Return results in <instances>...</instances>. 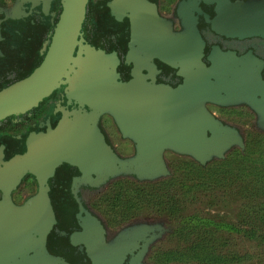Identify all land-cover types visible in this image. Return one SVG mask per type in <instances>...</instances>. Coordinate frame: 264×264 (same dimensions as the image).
Instances as JSON below:
<instances>
[{"label": "water", "instance_id": "water-1", "mask_svg": "<svg viewBox=\"0 0 264 264\" xmlns=\"http://www.w3.org/2000/svg\"><path fill=\"white\" fill-rule=\"evenodd\" d=\"M21 1L37 5L41 0ZM51 1L42 0V9L48 11ZM87 2L61 0L41 63L26 77L0 89V120L29 110L62 84H66L68 96L79 102L71 116L62 111L54 128L32 132L27 150L4 164L0 148V264H68L52 257L45 244L56 218L43 181L61 162L69 161L79 168L76 184L90 185L120 175L138 179L168 176L166 150L189 155L203 165L210 158H222L232 146L244 148L239 132L222 124L206 106L207 102L234 104L241 96L264 127V80L259 69L220 71L217 65L207 66L202 61L204 42L195 16L183 14L185 28L176 32L149 0H110L111 17L120 20L127 14L131 25L126 57L134 64V75L129 81H121L116 70L117 53H107L79 39ZM223 17L228 34L264 38V0L231 6ZM153 58L177 67L182 83L170 87L147 82L146 75L137 69L154 66ZM103 114L110 115L122 135L133 140L134 155L121 158L105 143L97 127ZM28 171L37 180L38 189L22 204H15L11 193ZM82 210L84 217L77 214L82 230L69 239L72 244L86 245L92 264H123L140 239L141 249L129 264H142L148 245L160 236L156 233L145 238L154 227L142 224L124 229L115 241L104 244L100 242L104 231L100 221Z\"/></svg>", "mask_w": 264, "mask_h": 264}, {"label": "flooded vegetation", "instance_id": "flooded-vegetation-1", "mask_svg": "<svg viewBox=\"0 0 264 264\" xmlns=\"http://www.w3.org/2000/svg\"><path fill=\"white\" fill-rule=\"evenodd\" d=\"M60 1L52 0L49 10L45 11L42 9V0L37 5H33L30 1L0 0V89L18 80L20 75L31 71L43 60L53 33L54 18L58 19L61 11ZM109 1L88 0L81 34L83 40L91 46L107 53L115 51L119 58L116 70L120 80L129 81L134 75V64L126 57L131 25L127 14L120 20L111 17ZM149 1L155 4L158 14L168 20L176 32H181L185 28L183 14H192L196 17L197 28L204 42L202 61L207 66L217 65L220 71L229 69L255 71L258 68L259 74L264 80V38L256 35L242 38L230 35L226 32L228 24L224 23L223 15L227 8L240 7L242 2L249 0ZM90 7H96L97 10L89 14ZM52 12L55 14L51 15ZM49 22L51 23L50 27ZM153 64L154 66H150L148 69L142 67L137 69L139 73L146 75L147 82L167 84L170 87H176L182 83L183 77L179 75L177 67H171L157 58H153ZM78 105V101L68 96L66 84H62L54 88L48 96L29 110L1 119L0 148L3 149L1 164L27 150V139L32 132H45L49 126L54 128L61 119L64 109L68 111V116H71L72 111L78 108ZM206 106L212 113V108L236 111L235 113L239 115L252 113L255 117V126L264 130V127L259 125L257 113L242 96L240 101L234 104L218 105L207 102ZM105 115L107 114L101 115L97 123L105 143L121 158L134 155L133 140L122 135L114 119L113 126L108 121L104 124ZM215 117L222 124L235 128L241 135L233 124ZM115 141L119 145L129 144L133 152L125 156L117 149ZM80 175L81 171L76 165L69 161H63L56 167L54 174L43 181V186L46 187L53 204L56 218V223L47 234L45 241L48 253L60 262L92 264L86 245L81 242L72 244L69 239L72 233L82 230V219L78 218L77 214L81 213V217H84L85 212L81 211L83 208L100 221L104 230L100 242L104 244L115 241L120 232L129 227L142 224L153 226L154 230L144 234V237L150 238L156 233H160V236L150 242L146 253L140 260L142 264H152L148 261L151 247L172 231V225L162 219L144 216L123 223L116 219L115 221L106 220L96 210L95 197L97 193L103 192L108 187L110 181L119 176L111 177L98 185L76 184L75 178ZM130 176L138 179L134 175ZM37 189L38 182L28 171L12 191V201L20 205L29 196L35 194ZM1 196L0 191V198ZM118 219L122 220V218ZM136 244L138 247L133 250L132 254H127L123 264H129L130 258L141 249L143 240H137Z\"/></svg>", "mask_w": 264, "mask_h": 264}, {"label": "rangeland", "instance_id": "rangeland-1", "mask_svg": "<svg viewBox=\"0 0 264 264\" xmlns=\"http://www.w3.org/2000/svg\"><path fill=\"white\" fill-rule=\"evenodd\" d=\"M212 111L218 118L238 128L243 138L244 148L232 146L224 153L222 158L213 157L210 160L211 163L206 174L211 172V168L216 169L215 161L224 158L228 159L229 163H232L228 168H218L220 169L219 186L223 183V177H234L236 183L233 184V189H236L238 195L228 196L229 191L223 192V188L219 186L216 187L217 189L215 188L216 195H213L210 191L207 193L202 191L186 193L191 185L201 177L197 176L196 170L189 168L190 163L195 160L189 155L166 150L164 158L170 171L168 176L144 180H138L130 175L116 177V179L110 181L103 192L96 194L94 203L96 210L106 220L115 221L116 219L123 223L132 219L142 218L143 216L153 217L154 219L165 220L174 229V222L166 215L172 210L171 197L178 196L181 200V204L178 207L181 216L197 213L207 220L224 226L221 228L220 233L217 234L218 240H216L217 243L214 248L216 252L239 251L255 254L257 245L247 235L253 230H256L259 235H264V225H261L264 222L259 221L254 216L255 214L259 217L264 215V210L259 209L264 201V195L256 193L255 189H258L260 185L258 184V186L253 181L254 175L252 174L261 170V163L264 160V130L255 126V117L252 113L248 115L241 114L243 115L241 116L235 113L236 111L231 110L222 111L218 108H212ZM106 121L113 126V118L110 115L108 116V114L103 118L104 124ZM115 144L117 149L125 156L133 152L129 144L125 146L123 144L119 145L116 141ZM239 151H245L248 161H244L236 155V152ZM261 156L263 157L262 160L258 159ZM245 165L253 168L248 177L243 175ZM245 171L250 172L251 168ZM172 175L174 177L171 183L165 185V178ZM247 186L253 188L250 193L244 190ZM194 197L196 199H193ZM161 201L164 202L162 207L160 205ZM247 204L251 205L253 212L256 210L255 214L248 212L249 217L243 209V206ZM118 218H122V220ZM253 223H259L260 225L257 228ZM169 234L163 236L151 247L148 256L150 263L184 264L182 261L167 258L170 250H186L183 245L187 244L186 240L181 239V236L170 237ZM226 237L230 239V245H224L220 241L221 239L224 241L223 238ZM211 248L209 247V249ZM250 262L264 264V258H254L253 260H245L244 258L242 262L233 261L232 264H249Z\"/></svg>", "mask_w": 264, "mask_h": 264}, {"label": "trees", "instance_id": "trees-1", "mask_svg": "<svg viewBox=\"0 0 264 264\" xmlns=\"http://www.w3.org/2000/svg\"><path fill=\"white\" fill-rule=\"evenodd\" d=\"M61 2V1H60ZM61 9V8H60ZM96 7H90V10L88 11L89 14L93 11H96ZM89 16V15H88ZM50 21V19H49ZM57 21V17L54 18L53 24H55ZM51 26V23L49 22V27ZM82 34L80 35L81 40ZM41 61L29 72H26L25 74L20 75L19 79H22L29 75L39 64ZM18 79V80H19ZM236 155L240 157V159H243L244 161H248V157L246 156L245 151L244 152H236ZM262 156L258 159L262 160ZM212 158H210L205 164H199L196 160L192 161L190 163L189 168L196 170L197 176H201L200 179L196 180L190 187V189L186 193H195V192H208L210 191L213 195H216V187L219 186V170L222 168H228L232 163H229V160L224 158L220 159L219 161H215V168H211V172H207ZM264 160L261 163V170L256 173H252L254 175L253 181L257 183L259 186L256 190L257 194L264 195ZM188 168V169H189ZM220 168V169H218ZM251 168L250 172H247L245 170H248ZM243 175L245 177H248L253 168L249 165H245L243 169ZM173 175L165 178L164 183L165 185L170 184ZM176 179V178H175ZM222 184L219 187L223 188V192H227L228 196H234L238 195L236 189H233V184L236 183V180L234 177H223L222 178ZM244 182V181H241ZM216 188V189H215ZM245 191L250 193L253 188L247 186L244 188ZM186 195V194H185ZM248 196V195H247ZM193 199H196L195 197ZM164 202H160L161 207L163 206ZM170 204L172 205L171 212L166 215L170 220L174 222V229L170 232L169 236H181V239L186 240L187 244L183 245V248L185 247L186 250L176 251V250H170V252L167 254L168 259H173L177 261H182L184 264H232L233 261H240L242 262L245 258V260H253L254 258H264V235H259L256 230L251 231L247 236L255 241L256 252L249 253V252H235V251H227L224 253H218L215 251L216 247V240L217 234L220 233L221 228L224 227L220 225L219 223H215L211 220H207L206 218L200 216L197 213H192L190 215L181 216L178 211V207L181 204V200L178 198V196H172L170 199ZM260 205V210H264V201ZM154 206V205H153ZM244 211L246 212V215L249 217L250 214H255L252 211L251 205L247 204L243 206ZM161 215V214H160ZM255 218H257L259 221L264 222V215L259 217L257 214L254 215ZM253 225L259 227V223H253ZM261 225H264L262 223ZM227 227V226H226ZM241 230V229H239ZM247 234V233H245ZM224 241L221 239L220 241L223 242L222 244H228L230 245V239L223 238ZM218 241V242H220ZM214 243V244H213ZM221 244V243H220ZM209 247H212L209 249ZM244 264V263H243ZM249 264H255L254 262H250Z\"/></svg>", "mask_w": 264, "mask_h": 264}]
</instances>
